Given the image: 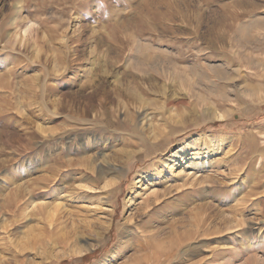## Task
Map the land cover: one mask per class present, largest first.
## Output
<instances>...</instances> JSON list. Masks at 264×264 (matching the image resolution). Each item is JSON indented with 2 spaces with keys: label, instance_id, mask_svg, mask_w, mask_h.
<instances>
[{
  "label": "rangeland",
  "instance_id": "1",
  "mask_svg": "<svg viewBox=\"0 0 264 264\" xmlns=\"http://www.w3.org/2000/svg\"><path fill=\"white\" fill-rule=\"evenodd\" d=\"M171 1L0 0V264H264V0Z\"/></svg>",
  "mask_w": 264,
  "mask_h": 264
},
{
  "label": "bare ground",
  "instance_id": "2",
  "mask_svg": "<svg viewBox=\"0 0 264 264\" xmlns=\"http://www.w3.org/2000/svg\"><path fill=\"white\" fill-rule=\"evenodd\" d=\"M172 3H173V6H175V4H176V1H175V3H174V0H172L171 1ZM177 5V4H176ZM169 6V5H168ZM255 23V22H254ZM223 25H224V29H223V38H225L226 37V33H225V31L227 30V25L226 24H224L223 23ZM251 25V24H250ZM244 27H245V25H244ZM248 27V26H247ZM250 28V27H249ZM161 29V28H160ZM248 29V28H247ZM166 31V30H165ZM142 32V31H141ZM229 33V32H228ZM140 39V38H139ZM255 39V38H254ZM161 40V39H160ZM249 43H252V41L251 42H249ZM149 45V44H148ZM141 46H142V44H141ZM151 46H153V45H151ZM150 46V47H151ZM255 48V47H254ZM150 49V48H149ZM136 50H137V52H140V50H141V47L139 46V44L137 43V45H136ZM146 50H148V49H146ZM144 51V50H143ZM149 51V50H148ZM143 53V52H142ZM148 53V52H147ZM144 55V54H143ZM143 55H137V56H133L132 57V61H133V65H134V68L135 69H137V70H140V69H142L143 68V66L144 67H150V68H154L155 67V70H156V72L157 73H159V71L157 70V66H159V65H157V64H155V61L154 60H151V58H149L148 56H143ZM247 58H249V57H247ZM155 59V58H154ZM156 60V59H155ZM250 60V59H249ZM250 63V62H249ZM161 64V63H160ZM172 66H174V65H172ZM176 66V65H175ZM165 68H166V66L165 65H161L160 67H158V69H160L163 73L165 72ZM160 71V72H161ZM151 72V71H150ZM147 73H149V72H143V74H145V75H148ZM152 80H154V76H144V75H140V76H138V75H136V74H133L132 75V82H134L135 84H139L140 85V87L141 88H147L148 90H151V88L147 85V83H149V82H152ZM128 81V80H127ZM131 82V81H130ZM135 84H134V86H135ZM131 83L129 84H125V83H123V87L125 88V91L123 90L124 88H122V90L124 91V93L126 92L127 94H128V96L127 97H129V99L130 100H132V105H134L135 104V102H138V103H140V104H143L144 102H146L145 101V97H144V95H141L142 93H143V91H141L140 89V91L141 92H138L134 87L132 88L131 86ZM120 86V85H119ZM143 86V87H142ZM139 87V86H138ZM121 90V89H120ZM122 92V91H121ZM147 99V98H146ZM148 103V102H147ZM150 103V102H149ZM137 104V103H136ZM135 106V105H134ZM122 112L125 114V116L126 117H129V118H131V116H132V114L133 113H131V106L129 105V104H127V103H125L124 102V104H122ZM133 107V106H132ZM113 111V110H112ZM133 117V116H132ZM104 161H109L106 157L104 158ZM110 162V161H109ZM157 202L155 201H152V199H150V198H147L146 199V202H145V204H144V206H139L138 208H137V211H142V210H144L145 211V213L147 214L148 212H149V215L152 213V211L153 210H150L149 211V209H150V207H152L153 205H155ZM146 214H143V215H145L146 216ZM145 216H144V218H145ZM139 220H142V218H140ZM147 226H151V229H147ZM139 228H140V231L139 232H137V234H138V237L139 238H141V239H143L144 240V242H140V243H138V246L139 247H146L147 246V244H151V243H153V241L154 240H157L158 239V236H159V230L158 229H153V227H152V225H151V220L150 219H145V223H143L142 225H140L139 226ZM175 244V243H174ZM89 246V245H88ZM153 246V245H152ZM152 246H151V248H152ZM163 254V253H162ZM161 256V255H160ZM159 259H160V257H158ZM153 260V259H152ZM151 260V261H152ZM255 260V259H254ZM252 261V260H251ZM146 262V261H145ZM147 263V262H146ZM150 263V262H149ZM252 263H253V261H252Z\"/></svg>",
  "mask_w": 264,
  "mask_h": 264
},
{
  "label": "trees",
  "instance_id": "3",
  "mask_svg": "<svg viewBox=\"0 0 264 264\" xmlns=\"http://www.w3.org/2000/svg\"><path fill=\"white\" fill-rule=\"evenodd\" d=\"M218 124H219V122H215V123H213V124H211V125L216 126V125H218ZM85 257H86V256H84L83 259H84Z\"/></svg>",
  "mask_w": 264,
  "mask_h": 264
}]
</instances>
